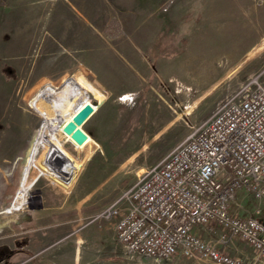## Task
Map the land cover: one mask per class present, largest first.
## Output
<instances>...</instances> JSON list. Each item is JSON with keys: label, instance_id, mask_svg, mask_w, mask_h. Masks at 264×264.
<instances>
[{"label": "rangeland", "instance_id": "374dc122", "mask_svg": "<svg viewBox=\"0 0 264 264\" xmlns=\"http://www.w3.org/2000/svg\"><path fill=\"white\" fill-rule=\"evenodd\" d=\"M87 2L101 10L66 20L72 31L91 15L89 36L0 37V220L49 202L53 193L69 196L81 213L78 226H86L241 84L257 76L264 86V0H172L170 34L160 42L124 41L126 20L114 0ZM86 102L94 112L81 126L87 139L77 144L62 128ZM256 209L264 222V205L251 195L238 191L229 204L240 216ZM196 231L216 239L220 230ZM247 247L232 240L225 252L253 264ZM137 260L217 264L179 254Z\"/></svg>", "mask_w": 264, "mask_h": 264}, {"label": "built area", "instance_id": "2783aa9c", "mask_svg": "<svg viewBox=\"0 0 264 264\" xmlns=\"http://www.w3.org/2000/svg\"><path fill=\"white\" fill-rule=\"evenodd\" d=\"M242 191L264 205V86L247 80L160 161L140 170L133 184L88 222L115 220V235L130 253L213 259L241 264L225 247L234 239L264 258L260 210H229ZM84 226V225H83ZM216 226V239L196 229Z\"/></svg>", "mask_w": 264, "mask_h": 264}, {"label": "crops", "instance_id": "0c3cea01", "mask_svg": "<svg viewBox=\"0 0 264 264\" xmlns=\"http://www.w3.org/2000/svg\"><path fill=\"white\" fill-rule=\"evenodd\" d=\"M113 3L114 9L120 12L118 16L127 21L122 31L124 41L160 42L159 37L170 34L172 0H114ZM91 10L100 11L101 7H92L87 0H0V37L61 36L71 32L74 40H78L91 34V15L81 16L83 23L75 25L73 32L66 19L74 16L72 12ZM141 19L147 22L140 24ZM65 20L67 23L63 25ZM64 85L55 88L60 91ZM59 108L57 105L46 115L47 123ZM48 195L49 202H41L37 207L5 212L8 217L0 220V264H138L137 254L128 252L117 240L114 219L78 226L81 213H76L69 196ZM56 198L61 200L53 202ZM247 248L255 258V252ZM258 263L264 264V258Z\"/></svg>", "mask_w": 264, "mask_h": 264}, {"label": "water", "instance_id": "95a60500", "mask_svg": "<svg viewBox=\"0 0 264 264\" xmlns=\"http://www.w3.org/2000/svg\"><path fill=\"white\" fill-rule=\"evenodd\" d=\"M94 112V108L90 102L85 103L67 122L63 131L70 135L71 138L78 144L83 143L87 139V134L82 130L81 126L87 121V119Z\"/></svg>", "mask_w": 264, "mask_h": 264}, {"label": "bare ground", "instance_id": "6f19581e", "mask_svg": "<svg viewBox=\"0 0 264 264\" xmlns=\"http://www.w3.org/2000/svg\"><path fill=\"white\" fill-rule=\"evenodd\" d=\"M86 103H87V102H86ZM81 108H82V107H81ZM78 110H79V109H78ZM78 110H77V111H78ZM77 111H76V112H77ZM76 112H75V113H76ZM75 113H74V114H75ZM74 114L72 115V117L74 116ZM72 117H71V119H72ZM71 119H70V120H71ZM67 120H68V122L70 121L69 119H67ZM67 120H65L64 123H65V122L67 123ZM63 127H64V126H63ZM62 131H63V128H62ZM63 132H64V131H63ZM64 133H65V132H64ZM65 134H66V133H65ZM67 135H68V134H67ZM77 144H78V143H77ZM81 144H82V143H81ZM28 154H29V153H28ZM22 172H23V171H22ZM21 178H22V177H21ZM9 208H10V207H9Z\"/></svg>", "mask_w": 264, "mask_h": 264}]
</instances>
